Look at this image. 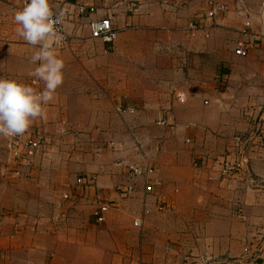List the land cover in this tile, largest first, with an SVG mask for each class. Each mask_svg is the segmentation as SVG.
Segmentation results:
<instances>
[{
	"label": "crops",
	"instance_id": "1",
	"mask_svg": "<svg viewBox=\"0 0 264 264\" xmlns=\"http://www.w3.org/2000/svg\"><path fill=\"white\" fill-rule=\"evenodd\" d=\"M213 1L227 11L207 17L211 0H139L133 11L116 0H52L63 6L69 38L56 49L64 82L28 129L45 138L41 153L16 167L0 137V264H70L64 249L89 243H122L129 264L136 246L138 264L243 255L262 231L264 193L211 177L220 170L213 159L262 115L264 0ZM25 2L0 0V78L42 92L29 75L38 46L16 34L14 14ZM103 17L118 30L115 43L91 37L89 22ZM239 42L251 45L247 56L236 54ZM133 70L160 72L157 81H133ZM131 166L154 168L153 194ZM253 168L264 177V152ZM90 175L92 186L78 184ZM131 184L122 197L119 187ZM101 200L109 203L103 221L95 215ZM158 200L169 210H156Z\"/></svg>",
	"mask_w": 264,
	"mask_h": 264
},
{
	"label": "built area",
	"instance_id": "2",
	"mask_svg": "<svg viewBox=\"0 0 264 264\" xmlns=\"http://www.w3.org/2000/svg\"><path fill=\"white\" fill-rule=\"evenodd\" d=\"M211 9L209 10L207 17L214 18L219 12H226L227 5L218 4L211 0ZM116 6H125L130 11L136 10L139 6V0H116ZM56 14L63 13L62 22L55 25V31L58 37L61 39V43H67L69 41L68 35L64 27L65 11L63 6L61 8H53ZM80 13L87 12L86 6H79ZM91 12H94V7L90 8ZM194 26V25H193ZM90 34L94 39H100L104 43H115L118 38V30L114 27L113 21L110 17H103L99 19H93L89 22ZM251 45L244 42H239L235 50L237 55L247 56L249 54ZM35 83V82H33ZM180 100L185 99L183 93L178 94ZM120 112H135L133 107H121L118 109ZM264 118V112L262 113L260 120L256 121L254 127L243 133H237L233 137L234 141V151H230L225 154L215 157L213 159L214 166L220 167L219 176L220 179L223 178V182L227 179H233V181L239 182L241 186L246 189H256L263 191L264 183L257 176L253 168V152L261 147L264 142V126L261 120ZM28 135V130L26 133L20 136L7 138V148L12 158V163L17 167L22 164L23 161H27L38 155L44 150L46 145V140L42 135ZM228 153V154H227ZM16 170V169H14ZM17 173L18 170H16ZM130 172L134 176H148L154 173L153 168H141L139 166H131ZM148 183L145 187V192L148 194H153L155 192V187L160 184V180L151 178L148 176ZM211 179H217V177H211ZM96 181V176H81L78 178V184L85 186H92ZM134 191L133 185H125L119 187V193L122 197H129ZM64 198H69V194H65ZM156 209L160 211L169 210L170 205L158 200ZM97 211L95 215L99 221L104 220V213L109 209V203L107 201H99L97 205ZM142 224V218L138 217L134 220L135 226H140ZM264 231V228L262 229ZM261 233V231H259ZM257 238V240L249 241V244L243 249V255L235 259H225L222 262L216 261L214 264H264V239ZM256 243V245H254ZM258 243H262L259 245ZM188 264H213L211 261H188Z\"/></svg>",
	"mask_w": 264,
	"mask_h": 264
},
{
	"label": "clouds",
	"instance_id": "3",
	"mask_svg": "<svg viewBox=\"0 0 264 264\" xmlns=\"http://www.w3.org/2000/svg\"><path fill=\"white\" fill-rule=\"evenodd\" d=\"M63 13L56 14L52 0H26L15 11L16 34L38 50L31 56L37 65L30 76L42 81L44 90L15 79L0 78V137L23 135L32 123L45 115V106L55 98L56 90L64 82L65 62L57 54L60 38L55 25L62 22Z\"/></svg>",
	"mask_w": 264,
	"mask_h": 264
},
{
	"label": "rangeland",
	"instance_id": "4",
	"mask_svg": "<svg viewBox=\"0 0 264 264\" xmlns=\"http://www.w3.org/2000/svg\"><path fill=\"white\" fill-rule=\"evenodd\" d=\"M145 72H147V74H144ZM159 72L160 71H154V70H149V71L133 70L132 71L133 75L135 77L138 76V79L133 78V81H146V80L152 81V79L149 78V77H152V76H154L153 80L154 81H157L156 80L157 79L156 77L158 76L157 74ZM145 75H147V77ZM248 81H250V79H248ZM261 112L262 113L264 112V106L262 107ZM253 124H254V121H253ZM90 141L91 140H89L88 142L90 143ZM234 147H235V145H233V149L230 150L231 153H233ZM263 152L264 151H262V148L261 147H258V149L255 150V152H253V154H252V156H253V162L256 159L257 154H262ZM150 175H148V176H150ZM220 175H221V172H220V174L214 176V177H217V179H211V180L214 181V182H217L218 184H221V185L234 186V185L239 184L241 186V184L239 182L233 181V179H227V181H224L223 182V178L222 179L219 178ZM131 176L134 177V175H131ZM257 176L264 183V177H262V176H260L258 174H257ZM252 190H256V189H252ZM263 193H264V190H263ZM232 202L233 201L230 202L231 205L233 204ZM155 206L157 207V203H156ZM241 209L242 208L239 209V212H242ZM160 212H165V211H160ZM139 217L142 218V220H143V217L142 216H139ZM133 225H134V221H133ZM135 227L139 228V226H135ZM140 227H141V225H140ZM260 227H261V230H262L264 228V224H262ZM259 237H260V239L261 238L264 239V231H261V233L259 231L255 232V234L253 235V240L254 239L257 240V238H259ZM103 239H104V241H108V240L111 241L110 238H103ZM249 243L250 242H247L246 244H249ZM246 244H245V246H246ZM258 244L259 245H262V243H258ZM92 245H93V243L87 244V246L84 247V250L83 249H79L78 247L65 248L64 249L65 253L70 256L69 257L70 264H129V262L126 261L124 259V257H123L124 254H123V245H122V243H120V245H116V247H114L113 243H100V245H98L96 248H92ZM136 245H138V244H136ZM254 245H256V243H254ZM136 247H137V249L136 248L133 249V252L136 253V256L133 253V256L131 257L132 258L131 259V262L132 263H130V264H138L139 263V260H138L139 247L138 246H136ZM186 257L189 258V254ZM219 260H220V262H222L223 260H225V258H223V259H217V260H210V261L214 264V262L219 261ZM187 264H188V261H187Z\"/></svg>",
	"mask_w": 264,
	"mask_h": 264
}]
</instances>
